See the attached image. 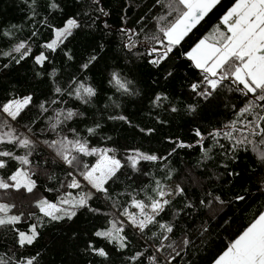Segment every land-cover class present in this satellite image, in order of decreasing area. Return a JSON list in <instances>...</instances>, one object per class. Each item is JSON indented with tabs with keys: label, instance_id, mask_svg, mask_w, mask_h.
Wrapping results in <instances>:
<instances>
[{
	"label": "trees",
	"instance_id": "16d2710c",
	"mask_svg": "<svg viewBox=\"0 0 264 264\" xmlns=\"http://www.w3.org/2000/svg\"><path fill=\"white\" fill-rule=\"evenodd\" d=\"M167 2L162 6L160 0H0V105L32 98L16 120L11 122L0 114V122L8 125L0 127L5 141L8 137L4 134L9 132L14 138L31 141L27 148L18 142L0 143V150L29 160L28 165H22L0 157L7 160L0 179L10 184L8 177L20 169L35 182L31 192L24 187L0 189V204L9 205L8 215L21 216L16 225L0 226V261L4 264H27L28 259H33V264H214L264 213L261 138L249 136L253 143L232 150L235 139L209 135L217 130L231 131L224 128L231 121H237L239 129L232 132L233 137L248 135L244 125L253 115L237 119V114L254 98L232 91L236 86L228 81L207 99L191 90L203 76L187 53L216 27L225 30L220 19L234 0H221L156 66L149 63L154 57L147 52L154 46L163 51L150 38H162L160 28L176 16L169 15ZM53 3L58 7L52 8ZM69 19H75L79 27L62 38L55 51L45 48L54 29L64 27ZM20 43L26 45L22 52L27 48L31 52L19 63L20 53L3 55ZM41 53L47 57L43 65L35 62ZM113 73L129 91L119 89ZM80 84L93 88L95 95L78 99ZM56 88L61 91L57 93ZM69 110L73 117L65 120L64 115L59 116L62 122L53 129L57 113ZM256 112L260 109L253 110ZM120 116L126 120L114 118ZM261 124L264 126V121ZM89 128L95 132L89 134ZM197 130L201 136L196 135ZM65 137L87 141L89 149L113 150L109 154L123 167L105 185L110 198L85 185L68 187L73 178L83 177V165L93 166L97 156L80 154L69 144V158L77 157L69 166L57 154ZM134 152L158 159L139 161L133 169L129 156ZM171 185L183 192L173 196L156 217L159 223L173 227L171 233L156 223L141 232L125 222L121 213L127 209L134 214L133 198L148 204V197L159 199V192ZM86 193H91L88 206L76 208L71 220L51 221L36 206L41 200L58 203L61 197L79 199ZM238 196L244 199L237 200ZM110 221L124 229L127 246L122 250L95 236L97 231L109 230ZM32 224L38 225L39 236L33 244L20 247L14 229L27 232ZM89 244L103 248L107 258L96 255ZM137 253L142 255L133 260Z\"/></svg>",
	"mask_w": 264,
	"mask_h": 264
},
{
	"label": "snow or ice",
	"instance_id": "6c2138e0",
	"mask_svg": "<svg viewBox=\"0 0 264 264\" xmlns=\"http://www.w3.org/2000/svg\"><path fill=\"white\" fill-rule=\"evenodd\" d=\"M98 3L99 0H94ZM161 5L165 4V0H160ZM221 0H168L167 7L169 8V15L176 13V16L172 22L167 26L160 28L162 38L160 36H152L150 39L155 40L156 43L163 49L160 51L157 47H152L148 50L147 54L154 58L149 60V63L159 66V64L168 58L169 53L173 51V48L178 46L188 33L196 27L197 24L202 21L209 12L212 11L216 5L220 4ZM52 8L58 7L55 3L51 5ZM102 10V9H101ZM164 19V17H161ZM220 23L224 26L225 30H221L218 26L216 27L209 36L199 40L198 43L187 53V58L193 62L194 66L201 71L203 76L202 81L199 83H193L191 90L198 96L207 99L218 88L224 86V82L228 81L231 85H235L232 91L239 92L244 96L251 94L253 100H250L246 106L239 110L237 119L245 114L253 115V119L248 121L244 125L248 129V135H244L243 138H235L232 136L233 131H238L236 128L237 121H231L224 126L225 129H231V131L217 130L209 133L210 136H223L225 139L232 141L235 139L233 149L239 145L246 143H253L249 139V136L260 137V143L264 144V126L261 122L264 121V115L260 112H264V0H234L231 7L228 8L226 13L221 18ZM79 24L75 19H69L63 29H54L55 39L50 43L44 45L45 48L52 51L56 50L58 42L62 43V38L72 34V29L78 28ZM8 35V33H4ZM135 45H129L134 47ZM25 43L16 45L11 52H4V56H12V53H20L19 59L16 62L24 59L31 52L30 48L26 51ZM47 57L41 53L35 57L37 64L43 65V62ZM92 60L95 57L91 58ZM7 65H5L6 67ZM88 64H84L83 68H87ZM112 79L115 84L118 85L119 89H123L125 92L129 91L125 82H122L118 77V74L113 73ZM130 83V82H127ZM242 86V87H241ZM55 91L59 93L60 88H56ZM83 93V95H81ZM95 95V90L91 87H85L80 84L79 88L76 89V96L78 99L86 97H92ZM160 96L156 97L159 101ZM32 98L25 97L22 99L10 100L3 105H0V112L6 113L12 120H16L20 113L31 103ZM86 102V101H85ZM260 102V103H256ZM55 103V101H53ZM41 108L44 109V105L41 104ZM259 108L260 112L253 113V110ZM194 110V109H193ZM172 111H176L175 108ZM64 115L65 120L71 119L74 113L69 110L66 114L63 112L57 113L56 124L52 125V128L61 123L59 116ZM120 120H126V117H114ZM8 126L7 121L0 122V127ZM98 127V125H97ZM75 132V130H72ZM94 128H89L88 133L93 134ZM197 136H201L199 130L196 131ZM7 141L4 140L3 136H0V143H16L20 147H29L31 141L27 138L20 139L19 137H13L12 133H5ZM56 142H53L55 146ZM72 146L71 150H74L84 155H95L99 154L100 159L97 163L91 167L88 164H84L85 169L80 173L83 179L94 189L96 192L104 193L106 198L108 197V189L105 185L111 180L116 173L123 167L120 160L114 156L108 155L112 149H89L87 141L81 142L79 139L75 141H68L65 137V142L60 143V150L57 154L69 165L73 166V161L77 160L76 156H71V150L68 149V145ZM177 147H186V145L178 144ZM223 147V145H221ZM0 157L11 158L17 160L22 165H28L29 160L26 156H16L11 151L0 150ZM158 159L155 155H146L137 152L135 156L129 157L131 167L136 168L139 160L144 161H156ZM260 159L264 160V152L260 153ZM7 166V160L0 159V169H4ZM227 167V165H224ZM71 175V173H69ZM232 175V173H229ZM9 180L15 182L9 184L3 179H0V189H8L15 187L17 190L22 186L27 188L28 192H31L35 186V182L28 179V173L17 169L12 175L8 177ZM159 185V182L157 181ZM68 187L76 189L80 188L81 184L73 178L72 182ZM183 189H177V194H182ZM171 195V193H165L163 190L159 192V199H153L148 197L150 203L146 204L143 201L136 200L133 198L132 207L139 210L140 217L136 214L129 213L125 209L121 215L125 216L127 221L135 228H138L141 232L150 224L156 223L161 229H165L166 232L171 233L173 227L159 223L156 217L164 211L170 201L164 199L165 195ZM91 198V193L81 195L79 199H66L61 197L58 203H51L47 200H41L37 202V207L40 212L43 213L51 221H59L65 218L71 220L76 215V208L86 207L88 199ZM219 200V197L216 198ZM237 200H243V196L236 197ZM203 203V202H202ZM223 203V201H221ZM68 207H64V206ZM149 214L146 209H149ZM92 210V209H90ZM10 207L7 204H0V226L5 225H16L20 222L21 216L8 215ZM95 211V210H93ZM111 228L107 231H97L95 236L99 238L107 239L109 243H115L119 250L124 249L126 244V237L122 235L123 227H117L115 222H111ZM38 225L32 224L29 226L28 231H19L14 229L18 233L17 243L20 247L25 245H31L39 236ZM164 239H168L167 236ZM184 243H187L185 241ZM91 249L96 255L107 258L108 253L103 248H95L92 244H89ZM179 254V253H177ZM142 253H137L133 260L137 259ZM0 264H4L0 261ZM27 264H33V259H28ZM171 264V262H169ZM215 264H264V213H261L256 217L253 222L234 239L227 250L223 252L221 256L215 261Z\"/></svg>",
	"mask_w": 264,
	"mask_h": 264
},
{
	"label": "rangeland",
	"instance_id": "374dc122",
	"mask_svg": "<svg viewBox=\"0 0 264 264\" xmlns=\"http://www.w3.org/2000/svg\"><path fill=\"white\" fill-rule=\"evenodd\" d=\"M66 25V24H65ZM65 27V26H64ZM64 27H62V28H60V29H63ZM56 37H55V32H54V37H53V39H55ZM52 39V40H53ZM51 40V41H52ZM50 41V42H51ZM49 42V43H50ZM59 43V42H58ZM0 114L3 116V117H5L6 119H8L9 121H11L12 122V119L10 118V117H8L7 116V114L6 113H3V112H0ZM1 136V135H0ZM137 152H134V153H132L129 157H132V156H135V154H136ZM139 153H141V154H146V153H142V152H139ZM96 156H97V161L100 159V156H99V154H95ZM108 155H110V156H113V155H111V154H109L108 153ZM146 155H149V154H146ZM116 158V157H115ZM117 159V158H116ZM97 161H96V163H97ZM139 161H144V160H139ZM95 163V164H96ZM94 164V165H95ZM23 171V170H22ZM28 179H30L29 177H28ZM81 185H85V186H87L89 189H90V191H92V192H96L94 189H92L91 188V186L83 179V177L82 178H75ZM31 180V179H30ZM32 181V180H31ZM15 182H13V181H11V183L10 184H14ZM23 183H24V181H22V186L21 187H24L23 186ZM24 188H26V187H24ZM27 189V188H26ZM165 193H171V195H165L164 196V199H167V200H170L173 196H175L176 194H177V188H176V186L175 185H171V186H169L165 191H164ZM66 199H73V197H68V196H66ZM64 207H68V206H64ZM133 212H134V214H136V215H138L139 214V210L138 209H136V208H133ZM148 212L151 214V211H150V208H149V210H148ZM126 223H129L127 220L125 221ZM128 225H130V224H128Z\"/></svg>",
	"mask_w": 264,
	"mask_h": 264
},
{
	"label": "crops",
	"instance_id": "0c3cea01",
	"mask_svg": "<svg viewBox=\"0 0 264 264\" xmlns=\"http://www.w3.org/2000/svg\"><path fill=\"white\" fill-rule=\"evenodd\" d=\"M222 17H223V16H222ZM222 17H221V18H222ZM220 21H221V19H220ZM222 26H223V25H222ZM223 27H224V26H223ZM190 51H191V50H190ZM214 264H215V263H214Z\"/></svg>",
	"mask_w": 264,
	"mask_h": 264
}]
</instances>
